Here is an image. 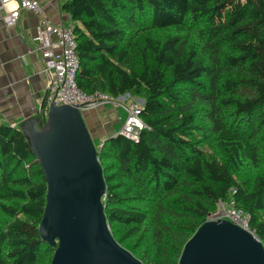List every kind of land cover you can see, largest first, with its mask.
<instances>
[{
	"label": "trees",
	"instance_id": "1",
	"mask_svg": "<svg viewBox=\"0 0 264 264\" xmlns=\"http://www.w3.org/2000/svg\"><path fill=\"white\" fill-rule=\"evenodd\" d=\"M78 87L142 100L137 141L97 148L104 212L143 264H178L220 199L264 245V0H62ZM97 147V146H96ZM235 189V192H232ZM47 182L21 128L0 122V264H50Z\"/></svg>",
	"mask_w": 264,
	"mask_h": 264
},
{
	"label": "water",
	"instance_id": "2",
	"mask_svg": "<svg viewBox=\"0 0 264 264\" xmlns=\"http://www.w3.org/2000/svg\"><path fill=\"white\" fill-rule=\"evenodd\" d=\"M21 129L47 182L39 231L56 246L50 264H143L110 231L98 147L82 111L50 103L45 117H29ZM178 264H264V245L229 220L205 221L184 244Z\"/></svg>",
	"mask_w": 264,
	"mask_h": 264
},
{
	"label": "crops",
	"instance_id": "3",
	"mask_svg": "<svg viewBox=\"0 0 264 264\" xmlns=\"http://www.w3.org/2000/svg\"><path fill=\"white\" fill-rule=\"evenodd\" d=\"M43 15L55 24L72 23L61 9L62 0H37ZM0 8V122L21 128L29 117H42L48 75L36 50L37 26L42 15L23 9L16 25L8 27ZM92 137L102 141L118 133L126 113L113 105L81 110ZM93 132V133H92Z\"/></svg>",
	"mask_w": 264,
	"mask_h": 264
},
{
	"label": "built area",
	"instance_id": "4",
	"mask_svg": "<svg viewBox=\"0 0 264 264\" xmlns=\"http://www.w3.org/2000/svg\"><path fill=\"white\" fill-rule=\"evenodd\" d=\"M0 8L4 10L3 21L8 27L17 24L23 9L42 15L34 36L36 50L44 60L43 70L48 75L44 97L46 106L42 108V117L47 115L50 103L70 104L80 110L113 105L120 107L126 113L118 133L132 140H138L140 131L147 127L141 118L143 107L141 99L129 93L112 96L99 90L85 92L78 87L76 74L79 68V58L72 23L55 24L51 22L43 15L37 0H9L8 3L0 0ZM232 192H235V189H232ZM223 219L255 234L250 227V213L238 207L234 198L220 199L217 209L206 216V221Z\"/></svg>",
	"mask_w": 264,
	"mask_h": 264
},
{
	"label": "rangeland",
	"instance_id": "5",
	"mask_svg": "<svg viewBox=\"0 0 264 264\" xmlns=\"http://www.w3.org/2000/svg\"><path fill=\"white\" fill-rule=\"evenodd\" d=\"M118 108H120V107H118ZM93 133V132H92ZM102 140V138L100 137H94L93 138V142H94V144H95V146H97L98 148H99V142ZM101 146V145H100ZM254 235H256V234H254Z\"/></svg>",
	"mask_w": 264,
	"mask_h": 264
},
{
	"label": "clouds",
	"instance_id": "6",
	"mask_svg": "<svg viewBox=\"0 0 264 264\" xmlns=\"http://www.w3.org/2000/svg\"><path fill=\"white\" fill-rule=\"evenodd\" d=\"M9 2V0H5V3H8Z\"/></svg>",
	"mask_w": 264,
	"mask_h": 264
}]
</instances>
